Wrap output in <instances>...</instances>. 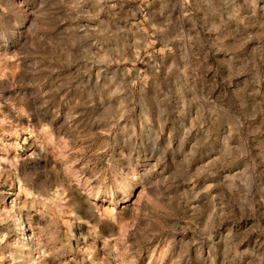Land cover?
<instances>
[{
    "label": "rangeland",
    "instance_id": "obj_1",
    "mask_svg": "<svg viewBox=\"0 0 264 264\" xmlns=\"http://www.w3.org/2000/svg\"><path fill=\"white\" fill-rule=\"evenodd\" d=\"M0 264H264V0H0Z\"/></svg>",
    "mask_w": 264,
    "mask_h": 264
}]
</instances>
